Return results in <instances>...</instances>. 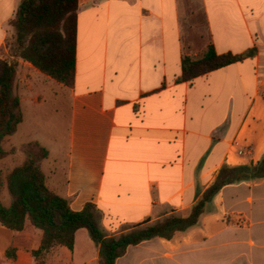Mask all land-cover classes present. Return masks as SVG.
Returning <instances> with one entry per match:
<instances>
[{
	"label": "crops",
	"instance_id": "0c3cea01",
	"mask_svg": "<svg viewBox=\"0 0 264 264\" xmlns=\"http://www.w3.org/2000/svg\"><path fill=\"white\" fill-rule=\"evenodd\" d=\"M21 1L0 0V58L17 63L23 113L2 143L4 174L38 143L49 153L40 163L48 188L75 212L94 204L102 230L119 237L190 217L222 168L262 161L264 0H79L71 87L10 56ZM211 46L255 53L184 80V59ZM42 239L30 222L22 231L0 224V264H100L86 229L73 250L37 260ZM116 264H264V178L225 186L197 225L130 246Z\"/></svg>",
	"mask_w": 264,
	"mask_h": 264
},
{
	"label": "trees",
	"instance_id": "16d2710c",
	"mask_svg": "<svg viewBox=\"0 0 264 264\" xmlns=\"http://www.w3.org/2000/svg\"><path fill=\"white\" fill-rule=\"evenodd\" d=\"M79 0H22L11 27L10 56L31 63L44 75L67 87L76 73L77 17ZM250 50L241 55H219L209 47L198 58H185L184 80H192L253 57ZM17 63L0 58V161L8 157L2 148L23 121L20 99L15 95ZM26 161L10 173L0 170V191L6 188L11 205L0 200V224L22 231L27 222L43 232L42 245L34 255L40 260L57 246L73 250L78 230L86 229L99 247L100 264H116L130 246L156 237L172 239L177 232L194 227L207 203L227 185L264 178V157L257 165L224 167L216 182L204 193L188 218L171 216L152 225H139L119 237H109L101 228V214L94 204L81 212L71 209L68 200L54 194L46 184L40 163L49 156L38 143L25 147Z\"/></svg>",
	"mask_w": 264,
	"mask_h": 264
},
{
	"label": "rangeland",
	"instance_id": "374dc122",
	"mask_svg": "<svg viewBox=\"0 0 264 264\" xmlns=\"http://www.w3.org/2000/svg\"><path fill=\"white\" fill-rule=\"evenodd\" d=\"M12 39H11V41H12ZM9 53H10V51H9ZM53 102H54V100H53ZM28 139H31V138H25L26 141ZM25 147H23V152L24 153H25ZM25 155H26V153H25ZM26 158H27V156H26ZM0 200L7 206L11 204V196H10V194H9V192H8V190L6 188H4L3 190L0 191Z\"/></svg>",
	"mask_w": 264,
	"mask_h": 264
},
{
	"label": "built area",
	"instance_id": "2783aa9c",
	"mask_svg": "<svg viewBox=\"0 0 264 264\" xmlns=\"http://www.w3.org/2000/svg\"><path fill=\"white\" fill-rule=\"evenodd\" d=\"M240 221V220H239Z\"/></svg>",
	"mask_w": 264,
	"mask_h": 264
}]
</instances>
